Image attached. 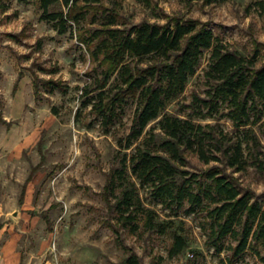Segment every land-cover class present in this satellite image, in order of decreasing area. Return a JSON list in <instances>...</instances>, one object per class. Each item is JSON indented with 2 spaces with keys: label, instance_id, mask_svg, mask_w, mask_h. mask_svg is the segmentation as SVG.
Here are the masks:
<instances>
[{
  "label": "rangeland",
  "instance_id": "rangeland-1",
  "mask_svg": "<svg viewBox=\"0 0 264 264\" xmlns=\"http://www.w3.org/2000/svg\"><path fill=\"white\" fill-rule=\"evenodd\" d=\"M85 9L83 20L59 34L40 19L37 4L0 0V245L14 235L21 264H124L131 254L142 264H264L252 249L239 257L228 250L217 252L206 244L203 217L187 215L186 206L179 211L162 207L147 187L139 188L143 204L158 213L159 221L173 220L172 228L163 235L143 228L131 233L119 224L107 186L124 154L143 142L141 138L131 149L123 148L137 101L129 99L113 123L103 127L91 111L99 91H85L96 88L106 67L102 57L92 55L98 40L87 43L106 14L114 12L117 26L125 29L143 22L206 25L230 50L256 57L259 68L264 66V0H100ZM208 58L206 51L185 91L164 113L186 117L193 112L187 106L194 95L204 97ZM134 62L148 63L147 58ZM48 81L59 87L51 91ZM195 120L234 138L243 135L227 118ZM157 121L147 130L154 127L161 137ZM251 129L256 142L246 153L262 169L249 165L228 172L242 192L264 203V113ZM186 158L191 173L213 165L196 154ZM173 232L187 242L176 256L169 255ZM229 243L224 240L225 247Z\"/></svg>",
  "mask_w": 264,
  "mask_h": 264
},
{
  "label": "trees",
  "instance_id": "trees-1",
  "mask_svg": "<svg viewBox=\"0 0 264 264\" xmlns=\"http://www.w3.org/2000/svg\"><path fill=\"white\" fill-rule=\"evenodd\" d=\"M18 1L37 4L40 19L51 23L59 34L67 33L70 23L83 20L87 6L100 2ZM225 1L203 0L205 4ZM117 21L114 12L106 14L101 28L87 41L89 44L98 40L92 55L102 57L106 67L96 88L85 87V91H99L91 111L103 127L113 123L129 99L137 101L125 144L120 145L129 150L139 139L143 138V142L130 154H124L107 186L118 223L131 233L143 228L163 235L172 228L173 220L159 221L158 213L143 204L139 188L147 187L162 207L179 211L186 206L187 215L203 217L200 226L206 244L217 252L228 250L233 257H239L252 249L264 262L260 251L264 250V203L242 192L228 172L243 171L249 165L262 169L257 158L249 162L246 151L250 143L256 142L251 127L262 120L264 113V66L257 68L256 57L230 50L210 28L193 21L173 26L143 22L129 29L118 27ZM206 51L209 58L204 69V97L193 96L192 104L187 106L193 112L186 117L164 113L167 105L185 91ZM143 58H147L146 65L134 62ZM46 84L54 86L51 91L59 87L51 81ZM217 116L229 119L237 130L242 129L243 135L234 138L217 126L195 120ZM156 120L161 137L154 127L147 130ZM188 153L196 154L205 165H213L203 172L191 173L186 169ZM226 239L230 240L227 247ZM186 248L184 236L173 232L169 255H179ZM124 264L142 263L131 254Z\"/></svg>",
  "mask_w": 264,
  "mask_h": 264
},
{
  "label": "crops",
  "instance_id": "crops-1",
  "mask_svg": "<svg viewBox=\"0 0 264 264\" xmlns=\"http://www.w3.org/2000/svg\"><path fill=\"white\" fill-rule=\"evenodd\" d=\"M0 230V237H1ZM21 254L18 250V242L14 235L0 245V264H21Z\"/></svg>",
  "mask_w": 264,
  "mask_h": 264
}]
</instances>
